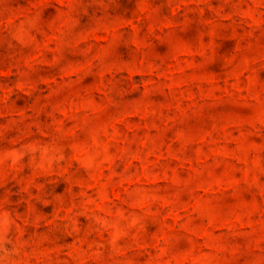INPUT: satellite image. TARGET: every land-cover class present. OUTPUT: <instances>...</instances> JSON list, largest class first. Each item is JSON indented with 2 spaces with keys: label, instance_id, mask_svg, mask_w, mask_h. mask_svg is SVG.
Instances as JSON below:
<instances>
[{
  "label": "clouds",
  "instance_id": "clouds-1",
  "mask_svg": "<svg viewBox=\"0 0 264 264\" xmlns=\"http://www.w3.org/2000/svg\"><path fill=\"white\" fill-rule=\"evenodd\" d=\"M0 264H264V0H0Z\"/></svg>",
  "mask_w": 264,
  "mask_h": 264
}]
</instances>
